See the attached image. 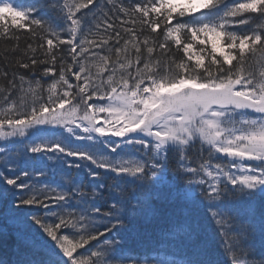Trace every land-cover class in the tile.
<instances>
[{
	"label": "snow or ice",
	"instance_id": "snow-or-ice-1",
	"mask_svg": "<svg viewBox=\"0 0 264 264\" xmlns=\"http://www.w3.org/2000/svg\"><path fill=\"white\" fill-rule=\"evenodd\" d=\"M0 38L34 77L0 87V264H264V0H0Z\"/></svg>",
	"mask_w": 264,
	"mask_h": 264
},
{
	"label": "trees",
	"instance_id": "trees-1",
	"mask_svg": "<svg viewBox=\"0 0 264 264\" xmlns=\"http://www.w3.org/2000/svg\"><path fill=\"white\" fill-rule=\"evenodd\" d=\"M121 2L124 3V6H130V3H135V2H137V0H115L116 6L119 7ZM229 2H232V0H229ZM90 7H92V6H90ZM109 7H111V6H109ZM83 11L87 12V9H85ZM109 16L112 17V19L109 20V23H113V20H114L115 21V26L117 28L121 27V21L122 20H127L128 23L123 24L122 27L123 28H132L133 30H136L137 31V35L140 36L141 39H143V35H148L149 34L147 31H145L143 34H141V32L139 31V29L141 28V25L138 22L139 21V16L126 17V16L123 15V13H113V12H109ZM116 16H119V19H116ZM133 18H135L137 20V23L135 25L131 23V20ZM7 23L10 25V20H8ZM252 27H253V24H249V25H247V26H245L243 28L237 29V31H244V30H247V29H251ZM10 30L13 33H15L16 35L20 36V40H19V49H20V51H23L28 43H32L34 47H37L40 43H42V41H40L39 39L33 40L30 37L27 29L18 30V29H15V28H11ZM161 31H162V29H161ZM109 34H112V33H105V35H109ZM121 37H123L124 39H127L128 35L121 30ZM120 43L122 44L123 40H121ZM13 44H14V41H12V40L0 38V72H7L9 74L8 75V79H4L3 77H0V87H3V88H7L8 87V80L11 79L13 72L18 73L19 75H24L29 80L34 79V77L29 72L16 67V60H17L18 57H20V52H16L15 54H13L10 51H6L7 49H11ZM108 46L109 47H116V46H119V45H117L114 40H110ZM92 50L93 51H100V49H92ZM61 51H63V46L61 48ZM77 51H79V49H77ZM173 51H175V49H173ZM29 55H31V53H29ZM181 55H182L181 53L176 52V58L177 59H179L181 57ZM36 56L38 58H41V59L43 58L41 56V50L39 49V47H37ZM20 58L23 59L24 62H28L27 57H20ZM255 60L256 61L259 60V53H257V56H256ZM206 63H207V61H206ZM41 70H42L41 66L37 65V67H36V77L35 78H39V73H40ZM93 71H95V69H93ZM72 82L75 83L74 78H72ZM16 83H17V85L19 87V81H17ZM42 83H45V82L42 81ZM23 87L27 88L28 85L25 84ZM45 87H46V83H45ZM18 95H19L18 92L13 91L12 94H11V99H16ZM43 95L46 96L47 93L45 92V93H43ZM28 99L30 100V97H28ZM0 104H3L2 99H0ZM9 139L10 140H16L17 138H9ZM4 146H5L4 139L0 138V148H2ZM21 146L22 145L19 144V143H16L14 145H8L9 148H14V149H17V150L19 148H21ZM12 155H13V158H16L15 152H13ZM205 156H206V153H205ZM192 157H193V163L191 164V166L195 167L197 165V163L199 162L200 157L197 154H195V153L192 154ZM5 249H7L8 253L12 252V241H11V239L8 241L7 244H0V255L4 254ZM214 254H215V256H216V258L218 260H221V261L225 260L224 256L222 255V253H220V251L218 249L214 250Z\"/></svg>",
	"mask_w": 264,
	"mask_h": 264
}]
</instances>
